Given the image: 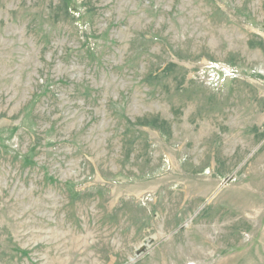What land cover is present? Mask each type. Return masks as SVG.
I'll use <instances>...</instances> for the list:
<instances>
[{"label":"rangeland","instance_id":"374dc122","mask_svg":"<svg viewBox=\"0 0 264 264\" xmlns=\"http://www.w3.org/2000/svg\"><path fill=\"white\" fill-rule=\"evenodd\" d=\"M0 264H264V0H0Z\"/></svg>","mask_w":264,"mask_h":264}]
</instances>
